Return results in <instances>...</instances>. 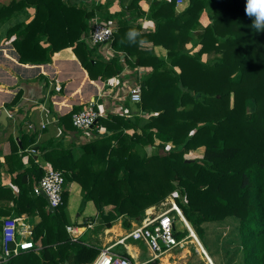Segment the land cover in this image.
I'll return each mask as SVG.
<instances>
[{
    "label": "trees",
    "instance_id": "trees-1",
    "mask_svg": "<svg viewBox=\"0 0 264 264\" xmlns=\"http://www.w3.org/2000/svg\"><path fill=\"white\" fill-rule=\"evenodd\" d=\"M139 2L119 13L102 4L86 8L65 0H13L0 6V22L25 12L3 36L21 63L52 62L60 50L72 47L91 79L108 80L126 63L152 69L143 80L139 112L99 119L109 132L81 144L78 155L49 141L40 146L44 159L64 173L66 184H80L83 199L92 201L102 218L101 230L120 218L129 229L146 209L173 195L215 264H264V32L252 27L245 0H189L182 12L176 10L178 0H153L148 18L158 35L147 48L140 37L153 33L133 25L126 14ZM98 12L105 23L118 26L111 43L116 55L109 59L96 58L97 45L84 40ZM195 35V44L186 48ZM156 44L168 49L166 60L153 52ZM75 112L61 116L63 131L75 128ZM148 145L158 152L148 154ZM202 146V157L186 158ZM31 162L14 180L18 193L0 187L5 199L0 213L40 215L32 238L41 249L25 250L6 264L92 263L103 248L68 232V190L62 205L48 209L47 198L34 192L45 169ZM183 228L176 237H191Z\"/></svg>",
    "mask_w": 264,
    "mask_h": 264
},
{
    "label": "crops",
    "instance_id": "crops-1",
    "mask_svg": "<svg viewBox=\"0 0 264 264\" xmlns=\"http://www.w3.org/2000/svg\"><path fill=\"white\" fill-rule=\"evenodd\" d=\"M11 1L13 0H0V6L7 5ZM132 2L133 0H78L76 5L91 8L93 5L102 4L111 13H119L122 10L124 11ZM152 2L153 0H140L138 5L135 6L134 3L133 7L126 11L127 15L133 17V25H140L143 30L153 33V36L152 34H147L152 36V38L140 37L141 42H143L141 46L147 48H152L153 38L157 34L153 31L155 27L154 20L148 18ZM189 3V0L178 1L176 10L178 12L184 11L189 6ZM28 11L32 14L34 10L30 8ZM140 12L145 14L142 15ZM101 15L102 12H98L96 16L101 17ZM24 17H26L25 12L21 10L12 19L0 22V114L3 110L8 112L7 120L4 122L0 121V187L10 188L15 194L18 193L19 187L14 180L19 174L32 167L31 159H34V162L44 169L49 167L40 150L41 145L49 141L62 143L64 147L72 148L74 153L78 155L81 144L91 139L87 138L85 132L75 128L63 131L62 124H60L61 116L68 114L72 110L83 109L93 100L102 104L109 114L117 113L119 107L126 108L130 114L139 112V103H133L128 99H120V94L128 91L138 77L141 78L143 84L144 78L146 79L152 70L151 67H133L126 63L122 72L112 77L114 78V85L111 84V80H113L111 78L105 81L101 78L91 79L72 47L60 50L53 56L52 62L43 64L21 63L18 51L11 42H4L3 36L14 22L23 20ZM205 20L206 17H203L202 22L204 24H206ZM92 23L93 20L90 21L89 25ZM196 32L193 31V34ZM195 40L196 35L192 41L186 44V48H191L195 44ZM96 50V58L109 59L116 55H114V50L109 44L97 45ZM153 52L158 57L167 59L168 49L163 44L154 45ZM123 57L124 55H122ZM20 90L19 100L14 101ZM103 127L107 130L105 126ZM107 132L109 131L107 130ZM33 136L35 140L30 142V138ZM167 147H171V145ZM145 148L148 154L158 152V148L155 146L148 145ZM204 152L205 147L202 146L191 150L186 154V158L191 159L189 155L193 153L197 155L202 153L201 156H203ZM68 185L70 186L66 189H68L70 197L74 199V195L71 193L72 188L76 187L80 190L81 186L76 181L69 182ZM6 193L4 194L5 196ZM3 201L5 199L0 197V202ZM88 202L91 203V201ZM9 205L11 206L12 202ZM70 208H73L72 205L71 207L68 205L69 210ZM6 216L9 215L0 213V247L2 245V223ZM143 216L133 221L132 226L138 223ZM15 217L18 218L23 237L29 234L32 236L34 227L41 220L40 215L33 216L28 213ZM116 225H119L120 228L117 229ZM73 226L76 227L75 238L82 237L86 231L82 229H87L84 226ZM125 230L127 231L123 234L125 231L121 219H118L111 228L101 230L99 235L103 233L106 236L115 231L117 238L108 236L105 239L107 243L104 242L101 247L113 246L112 251L123 255L126 252L130 257L126 256L138 264H145L151 261H158L160 264H174L173 262H176H171V260L175 259L176 256L173 251L178 248H174L173 251L171 250L160 258L153 260L152 251L146 241L132 238L124 242L120 241L128 233V229ZM136 241H141L142 245L136 246ZM87 242L95 244L91 241ZM37 243L41 244L40 241H37ZM118 247L121 248L120 251L117 250ZM197 247L199 249L198 245ZM199 251L201 252L200 249ZM208 255L210 256L209 253ZM212 261L214 262L213 259Z\"/></svg>",
    "mask_w": 264,
    "mask_h": 264
},
{
    "label": "built area",
    "instance_id": "built-area-1",
    "mask_svg": "<svg viewBox=\"0 0 264 264\" xmlns=\"http://www.w3.org/2000/svg\"><path fill=\"white\" fill-rule=\"evenodd\" d=\"M65 1L69 4H77L78 0ZM117 31L118 26L116 24L105 23L101 17L96 16L84 40H90L92 44L98 46L103 44L111 45ZM111 79H113L111 80V84L114 85V78ZM142 90L143 84L141 78L138 77L137 81L129 87L128 91L120 94V99H128L133 103H141ZM117 113L131 116L129 111L123 107H119ZM108 115L109 113L104 106L93 100L85 108L73 113L72 121L75 128L85 132L87 138L90 139L95 135L107 133V130L98 123V120ZM32 151L35 152L34 150ZM65 184L64 173L61 170L48 167L45 169V174L42 178L35 184L34 192L47 198L48 209H56L63 204ZM177 206L174 200L171 207L163 210H157L156 206L146 209L143 218L128 229V233L120 241L124 242L129 238L146 241L152 251L153 260L160 258L174 248L183 249L187 237L182 239L176 237L177 220L175 215L172 214L173 211H176L180 218H182V210ZM67 230L75 238L76 227L67 225ZM112 247L107 246L103 248L102 252L91 264H138L133 262L128 256L112 251ZM29 249L39 251L41 244L39 245L35 242L30 234L23 237L17 217L11 215L4 217L2 223L0 264H6L12 257Z\"/></svg>",
    "mask_w": 264,
    "mask_h": 264
},
{
    "label": "rangeland",
    "instance_id": "rangeland-1",
    "mask_svg": "<svg viewBox=\"0 0 264 264\" xmlns=\"http://www.w3.org/2000/svg\"><path fill=\"white\" fill-rule=\"evenodd\" d=\"M205 23H207V19L205 20ZM198 155L196 153H193V154L189 155V158L194 159V158L202 157L201 156L202 153H198ZM68 183L65 185V189L69 188L70 185H68ZM71 193L74 195V199H73V197H70V193H69L67 206L69 205V207H71V205H72L73 208H70V210H69L67 207V212L69 215L68 217H69L70 224H72V225H76V226L78 224L79 225H85L84 227L87 229H82V230H86L84 232V234L82 235V237L86 241H91V242H93L99 246H102L103 243L106 242L105 239H107L108 236H113V237H115V239H117L115 236V234H116L115 231L106 235V236L103 233L101 235H99V233L101 231L100 226H101L102 218L97 213V208H96L95 204L92 201H91V203H89L88 201H85L83 199L82 188H80V190L77 189L76 187L72 188ZM173 199H174L173 195H170L164 202L156 205L157 210H163V209H166L168 207H171L172 202L175 200V199L174 200ZM172 214L175 215V217L177 219V221H176V228L177 229L176 230L182 231L184 229L183 227L184 226L186 227L185 223L182 221V218H180V216L178 215V213L176 211H173ZM121 221H122L123 229L125 231V232H123V234H125L127 231L125 229H127V228H125V226H124L123 219H121ZM116 226H117V229L120 228L119 225H116ZM181 235H183V234H181ZM186 237H182V238H186ZM182 238H178V239H182ZM205 238L206 237H204V235H203V241H205ZM130 241H132V240H130ZM206 242H207V240H206ZM202 244L204 246L203 242H202ZM135 245L139 247L140 245H142V242L136 241ZM120 249H121L120 247L117 248V250H119V251H120ZM173 254L176 256L174 260H171V262L176 261V262H173L174 264L175 263L176 264H209L206 257L204 256V254L199 251L194 235L191 237H187L184 248L183 249L178 248V249L174 250Z\"/></svg>",
    "mask_w": 264,
    "mask_h": 264
},
{
    "label": "clouds",
    "instance_id": "clouds-1",
    "mask_svg": "<svg viewBox=\"0 0 264 264\" xmlns=\"http://www.w3.org/2000/svg\"><path fill=\"white\" fill-rule=\"evenodd\" d=\"M244 11L252 19L256 32H264V0H245Z\"/></svg>",
    "mask_w": 264,
    "mask_h": 264
},
{
    "label": "water",
    "instance_id": "water-1",
    "mask_svg": "<svg viewBox=\"0 0 264 264\" xmlns=\"http://www.w3.org/2000/svg\"><path fill=\"white\" fill-rule=\"evenodd\" d=\"M7 118H8V112H7V110H3V112L0 114V121L4 122L7 120ZM181 214H182V220L190 232V236H193V235L196 236L197 239L199 240L200 244L203 246L202 242L200 241L199 237L197 236L196 232L194 231V229L192 228V226L190 225V223L188 222V220L186 219L184 214L182 212H181ZM12 246H13V244H12ZM203 248H204V246H203ZM202 253L207 258V260L210 264H214V262L212 261L211 257L208 255L205 248L203 249Z\"/></svg>",
    "mask_w": 264,
    "mask_h": 264
}]
</instances>
